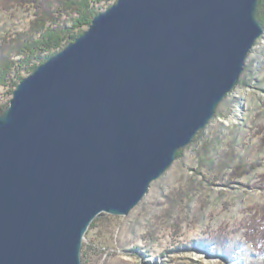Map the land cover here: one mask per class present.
Wrapping results in <instances>:
<instances>
[{"label": "water", "instance_id": "obj_1", "mask_svg": "<svg viewBox=\"0 0 264 264\" xmlns=\"http://www.w3.org/2000/svg\"><path fill=\"white\" fill-rule=\"evenodd\" d=\"M260 0H118L0 115V264H83L240 83Z\"/></svg>", "mask_w": 264, "mask_h": 264}, {"label": "rangeland", "instance_id": "obj_2", "mask_svg": "<svg viewBox=\"0 0 264 264\" xmlns=\"http://www.w3.org/2000/svg\"><path fill=\"white\" fill-rule=\"evenodd\" d=\"M117 1L102 2L98 10L102 13ZM31 18L28 8L14 16L0 14V36L27 30ZM246 69L215 118L152 183L139 205L125 217L103 214L96 219L83 243L89 264L249 263L253 248L244 236L264 205V33ZM2 92L8 104L13 94ZM216 236L238 245L234 262L206 246Z\"/></svg>", "mask_w": 264, "mask_h": 264}, {"label": "trees", "instance_id": "obj_3", "mask_svg": "<svg viewBox=\"0 0 264 264\" xmlns=\"http://www.w3.org/2000/svg\"><path fill=\"white\" fill-rule=\"evenodd\" d=\"M110 1L112 0H0V14L14 16L18 9L24 8L32 11L27 30L8 31L0 36V115L9 104L3 103L2 90L13 94L25 79V74L31 75L51 56L74 42L83 34L75 32L90 27L93 19L101 13L98 5ZM257 19L264 25V0L259 2ZM242 80L241 78L240 83ZM181 154L182 151H179L177 157L180 158ZM255 212L256 221L247 226L244 236L245 241L253 248V257L248 264H264V205L261 211ZM95 221L90 228H96ZM202 242L204 241H200ZM205 242L208 247L212 245L213 253L224 261L234 262L236 259L238 245H230L226 236H216ZM192 245L184 248L192 250ZM82 261L83 264H89L88 248H83Z\"/></svg>", "mask_w": 264, "mask_h": 264}, {"label": "bare ground", "instance_id": "obj_4", "mask_svg": "<svg viewBox=\"0 0 264 264\" xmlns=\"http://www.w3.org/2000/svg\"><path fill=\"white\" fill-rule=\"evenodd\" d=\"M252 51H253V50H252ZM252 51L250 52V54L252 53ZM250 54H249V55H250ZM248 57H249V56H248ZM247 60H248V58H247ZM246 65H247V61H246ZM245 69H246V66H245ZM244 72H245V71H244Z\"/></svg>", "mask_w": 264, "mask_h": 264}]
</instances>
